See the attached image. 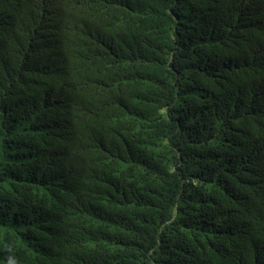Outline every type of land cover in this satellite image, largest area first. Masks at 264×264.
I'll return each mask as SVG.
<instances>
[{"label": "trees", "instance_id": "trees-1", "mask_svg": "<svg viewBox=\"0 0 264 264\" xmlns=\"http://www.w3.org/2000/svg\"><path fill=\"white\" fill-rule=\"evenodd\" d=\"M0 264H264V0H0Z\"/></svg>", "mask_w": 264, "mask_h": 264}]
</instances>
